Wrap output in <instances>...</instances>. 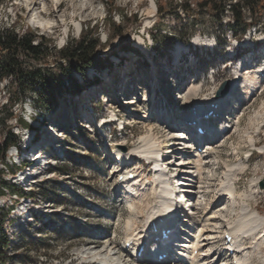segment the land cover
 <instances>
[{
    "label": "rangeland",
    "instance_id": "1",
    "mask_svg": "<svg viewBox=\"0 0 264 264\" xmlns=\"http://www.w3.org/2000/svg\"><path fill=\"white\" fill-rule=\"evenodd\" d=\"M197 1L0 0V34L14 31L18 36H23L30 30L38 36L34 44L40 41L39 37H44L48 47L44 60L48 67H55L56 62L61 59L58 51L63 44L71 38H78L80 31L86 26L97 24L103 44L98 55L109 64L101 72L96 70L93 73L94 78H91L98 77V84L82 88L75 95H56L57 102L54 107H46V100L37 95L38 104L41 103L45 110L51 111L47 115L48 124L52 123L56 128L55 123L62 125L68 141L56 144L55 138L43 127L42 133L38 134L35 140L38 145L45 146L44 153L50 160L59 159L56 168L49 165L51 167L47 166L43 171L48 169L51 172L43 174L42 171L39 175V184L42 187H34L36 192L17 185L24 192L22 196L30 198L29 202L22 199L19 203L16 196L9 195L0 199L5 211L10 206H15L5 224L7 236L12 242L7 250L6 256L9 257L5 264H98L81 258L82 252L88 247L103 249L113 239L116 240L119 250H127L124 248V241L127 235L125 229L129 208L121 196L122 188L117 187L115 183L116 176L113 174L116 160L109 153L110 144L113 141L124 143L127 151L140 146L141 137L150 133L156 137L161 136V140L168 138V141L171 136L168 137V132L159 121L161 113H165L162 118L169 120L173 114L179 116L181 111L188 112L195 105L198 112L204 109L201 103L186 102L180 97L188 88L200 85L199 98L209 96L213 90L218 95L223 83L227 81L229 85L243 61H247L250 68L257 69L260 66L255 68V62L259 65L264 57V10H258L256 14L261 18L260 24L252 26L242 39L247 41L250 36L254 37L253 53L239 51L242 57L234 61L233 48L236 37L232 34L234 21L230 6L240 0H223L226 10L222 21H219L221 19L216 16V11L200 8ZM153 2L155 9L151 13ZM185 2L191 6L189 11L181 6ZM159 4H162L165 12L158 10ZM175 4L179 5L176 10L173 9ZM243 13L246 18L252 16L247 7L243 9ZM37 14L52 20L53 25H35L34 16ZM124 15L128 16V19L125 20ZM111 20L119 24V30H123L122 34L113 30L110 26ZM152 32L161 39L168 36L167 42L174 38L173 44L161 49V44L153 41ZM183 37H188L189 40L185 41ZM196 39H207L211 44H201L199 40L194 43ZM179 45H182V48L177 54ZM251 45L252 40L249 47ZM128 46L135 48L134 51H130ZM18 58L27 65L34 63L32 55L24 49H19ZM87 73L91 75L88 70ZM8 78L0 81V146L10 135L8 133L11 131L13 101L19 97L18 85L13 78ZM77 79L80 85H84V80L79 75ZM262 83L264 85V79ZM242 87L231 89L229 86L227 94L222 95L223 98L230 97L232 93L243 95ZM22 93L30 95L33 92L30 87ZM133 97L140 100L136 107L126 103ZM145 97L147 99L144 101ZM107 98L111 100L108 102ZM222 111L219 114L217 109V115L214 113V121L208 122L209 130L197 124L198 122H193L195 126L191 125L194 127L193 132L198 133L199 127L203 129V135H198L202 141L206 136L218 131L225 117H230L237 123L225 138L218 137L215 140V145L219 146H215L213 152H205V148L198 151L202 155H210L206 158L209 164L208 168L203 170V175L200 177L195 173L196 185L202 183L211 186L205 201L201 200L207 204L214 199L219 184L224 180V170L242 164L246 169L237 176L235 191L237 195L252 192L253 197L249 196V201L240 200L242 196L236 200L247 202L254 210L264 214V88L253 97L244 110L235 108L231 115H228V112L225 114V110ZM113 112L124 118L126 130L116 133L113 125H103V128L98 127L95 131V125H98L100 120L102 123V119L109 117ZM257 113L263 118L259 117L261 123L254 124ZM187 121L184 119L178 124V127H181L179 130L188 128ZM261 124L263 128L255 131ZM149 126H153L154 130L150 131ZM114 133L115 139L111 142L107 139V145L104 136ZM168 142L170 146L173 145L171 140ZM165 150L162 152H166ZM179 153L188 154L177 149L171 156ZM190 155L196 157L198 154ZM132 166L138 173H143V177L151 171L141 159L133 162ZM9 169L10 173L16 174L11 167ZM150 179L153 180L151 177ZM181 182L186 184L187 180L181 178L178 183ZM45 183L50 187H43ZM42 189H52L53 193L41 196ZM27 212L30 214L29 218H25ZM16 213L19 217L15 216ZM241 213L242 207L237 205L235 211L228 213V217L234 220ZM17 223H20L19 226ZM222 242V238H216L215 246L221 248ZM252 242L253 240L247 238L248 245ZM260 248L259 251L264 254V245ZM223 263L236 264L232 257L226 258ZM262 263L261 258H255L252 262Z\"/></svg>",
    "mask_w": 264,
    "mask_h": 264
},
{
    "label": "bare ground",
    "instance_id": "2",
    "mask_svg": "<svg viewBox=\"0 0 264 264\" xmlns=\"http://www.w3.org/2000/svg\"><path fill=\"white\" fill-rule=\"evenodd\" d=\"M154 9L155 3L153 2L150 12L152 13ZM151 17L152 15L149 16V19H151ZM33 23L40 27H50L53 25L52 20L47 19L40 14L34 16ZM77 27L78 29L80 28L79 23L77 24ZM197 40L199 39L194 40V43H196ZM199 42L206 45L211 44V41L207 39H200ZM181 48L182 45H179L177 48V54ZM262 72H264V64L257 69L250 68L247 61H243L241 65H239V68L231 79L229 86L231 89H234L237 86H243V95L232 93L230 97L223 98L222 95L219 93L217 95L215 90H213L212 94L209 96L199 98L198 95L201 89L200 85H192L182 96L179 95L186 102L193 101L196 104L201 103L204 106V109L201 110L202 112H198L196 109L197 105H195L194 108H190L191 110L188 112L181 111L179 116H174L173 114L172 117L170 116L169 120H167L166 117L162 118L165 113H161V119H159V121L163 124V128L166 132H168V137L169 135L171 136L169 140L172 141V146H169L170 143L168 142L169 140L167 141L168 138L164 140L162 138L161 140V136L156 137V135H151V133L147 136L141 137L142 144L140 146L133 147L127 151L125 150L124 143L113 141L110 144L111 148L109 149V153L112 158L116 160V168L114 169L113 174V176H116L115 183L117 187L122 188L121 196L129 208V215L125 229L127 235L124 244L130 239L133 240L134 244L131 248H126L127 250H119L116 240L113 239L110 240L103 249L88 247L87 250L82 252L81 258L98 264H225L223 262L226 258L232 257L236 264H252L255 258H261L263 260L262 264H264V254L262 251H259V249H261L260 246L264 245V214H260V212L254 210L247 202L236 200V198L244 196L243 200L249 201V196L253 197L252 192L250 194L247 193L248 195H243L242 193L238 195L236 194V178H238L237 176L240 173H243L246 169V166L242 164L233 167L234 169L230 167L228 170H224V180L219 184L220 187L217 189L215 198L210 200L207 204L204 203L206 204V207L199 208L198 206H195L190 212H188L186 218H184L182 222H179V218L173 217V219H166L165 224L160 226V228L166 226V229L172 230V233L169 236V238H171L176 234H179L178 223L181 224V235L176 240L180 242L179 246L175 247L176 245L174 244L172 250V246L168 242L161 244V248L168 254L166 258L160 260L151 256L152 252L150 255L147 246H145V243L149 242L147 241V238L150 234L147 226L149 221L147 222L146 219L151 218V222L156 221L158 224L160 222L158 221L160 217H166V214H164L165 211L174 214L177 212L176 209L179 206L178 200L173 199L171 186L166 184L164 189L167 188V192L163 194L159 189L160 184L171 177L173 172L178 171L185 180L187 179L191 191L192 189H195V191L200 194L199 199L205 201V197L208 196L211 186L209 187L202 183L199 186L196 185V174L200 175V177L203 175V170L208 168L209 164V161H206V158L210 155H202L198 151L200 148H205V152H213L214 147L219 146L218 144L215 145V140L218 137L225 138L226 134L228 135L229 130L233 126H236L237 123L236 121L231 120L230 117H225L226 119L221 122V127L218 131H214L202 141L201 137L198 136L196 132L191 135L189 140L183 141L182 136L185 135L184 132L187 130L193 131L192 128L194 127L187 125L188 128L186 130H179L181 127L178 126L184 121V119H187L188 121L196 120L209 130L208 122L214 121V119L212 116L205 117L206 114L211 112L217 113V109L219 110V114H221L222 110H225V114L228 112V115H231V112L235 111V108L244 110L247 108V105L251 103L253 97L264 88L261 80ZM8 77L12 78L11 76ZM37 97V93L34 91L30 95L24 94L19 98L18 117L19 121H22V127L20 133L15 134L18 144H13L12 150L6 152L5 163L0 165V179L2 178L11 184H20L31 191L34 190V187H37V185L42 187L41 184H39L41 183L39 175L42 174V171L49 165L56 168L59 161L57 158H51L50 160L49 156L44 153V151H46L45 146L36 143L35 138H37L38 134L42 133L43 127L47 128L48 134L55 138L56 144L63 142L64 140L65 142L68 141L66 132H63L64 129L61 127L62 125L55 123L57 126L56 128L53 127L52 123L48 124L49 119L47 118V115L51 111L45 110L40 105L41 103L38 104L39 101H37ZM146 99L147 98L145 97L144 101ZM107 100L109 102L111 98H107ZM126 103L132 104L133 107H136L140 103V100H136V98L133 97ZM112 115H115L118 120L112 121V117L109 115V117L102 119L99 128L101 129L105 125H113L116 128V133L124 132L127 128L124 118L114 112ZM261 116L262 115H258V113L256 114L255 118L257 120L254 124L259 122L258 118ZM261 118H263V116ZM262 126L263 125L261 124V126L257 127L255 131L262 129ZM95 128V131H97V124L95 125ZM61 129L62 131H59ZM149 130H154L153 126H149ZM69 135L71 134L69 133ZM56 136H58V138ZM115 136V133L113 135L109 134L108 136L106 134L104 140L106 141L108 139V141L111 142L112 139H115ZM250 139L253 140L252 137H250ZM178 143L187 144L182 152L186 151L188 154L179 153L176 156H171V154L174 153V150L178 149L175 147ZM163 149H166L167 154L171 149L173 151L170 152V155H167L165 152H162ZM194 149L196 151H194ZM190 153L198 155L194 157V155H190ZM166 155L167 158L162 167L163 171L161 173H157V171L153 172L151 170L149 175L143 177L144 174L138 173L136 170L132 172L136 174V176L131 179L128 178L129 173H127L125 169L130 167L128 163L131 159L135 161L143 156L154 160L155 157H165ZM122 164H124L123 167H121ZM12 165H25V167L16 169L13 171L16 172V174L13 175L10 173L9 169ZM46 172L49 173L51 170L48 171L47 169ZM46 172L43 171V174H46ZM121 176H124L125 180H118ZM150 176H153L154 179L151 180ZM8 178H10L11 181ZM183 184L184 182H181L178 186L180 185L179 187H183ZM192 185H195V187H192ZM256 185L257 184L255 183V186ZM46 186L47 183H45L43 187H50ZM34 191L36 192V190ZM258 191L259 190H257V192ZM12 196H16V198L18 197L17 195ZM191 196L194 197V195ZM22 199L29 202L28 199L30 198L22 196L21 200ZM192 199L193 198H189L187 200L188 205L191 204ZM26 205H28V203ZM237 205L242 207V213L236 219L230 220L228 213L235 211ZM13 211L14 209L12 212ZM15 216L19 217L17 213ZM28 216H30L29 212H27L25 218H29ZM222 216H225L226 218H223ZM24 224L25 223H23V225ZM220 228H225L223 231L224 233L229 229L234 235L236 244L233 247L234 252L231 256H224L223 253H218V250L214 251L215 247H217L215 246L216 238H223ZM152 230L153 229H151V231ZM247 238L253 240L251 245L246 243ZM148 240L155 244V235H153L152 239L148 238ZM141 247H144L145 251L139 256L138 252ZM256 250H258V252H256Z\"/></svg>",
    "mask_w": 264,
    "mask_h": 264
},
{
    "label": "trees",
    "instance_id": "3",
    "mask_svg": "<svg viewBox=\"0 0 264 264\" xmlns=\"http://www.w3.org/2000/svg\"><path fill=\"white\" fill-rule=\"evenodd\" d=\"M197 5L202 9L208 8L216 11V16H218V19H221L219 21L224 19L226 3L223 0H198ZM178 6L175 4L173 9L176 10ZM181 6L186 11H189L191 8L190 4H186V2L181 4ZM245 7L252 13V16L249 18L244 16L243 9ZM230 9L234 21L232 34L238 39H243L252 26L256 27V25L260 24L261 18L256 16V14L258 10H264V0H240L233 3ZM158 10L165 12L162 4L158 5ZM123 17L125 20L128 19L126 15ZM136 17L137 14L134 15V19ZM110 26H112L113 30L118 31L119 34H122L123 30H119V24L117 25L116 21L111 20ZM99 35L98 24L83 28L78 38L69 39L59 49L58 55L61 56L64 63L58 60L55 66L56 70H53L55 68L39 66V64L47 63L44 60V56L48 51V47L45 45L44 37H39L40 41L34 44L38 36L30 30L26 31L23 36H18L14 31H7L5 34H0V81L5 77L11 76L18 85L19 98L24 95L22 92L31 87V91H35L39 98L43 97L46 100L45 102L48 103L45 105L46 107H54L57 102L56 95H63L65 93L75 95L82 88L92 87L99 83L98 77L95 76V79L90 78L87 73L89 68L102 70L109 65L107 61L102 60L98 55L99 48L103 46ZM152 36L156 44H161V49L172 45L174 41V38H172V40L167 42V39H169L168 36L165 39H161L153 32ZM183 38L185 41L189 40L188 37ZM127 48L130 51H134L135 49L132 46H128ZM19 49H24L29 52L34 59V63L27 65L21 61L18 58ZM66 62L68 64H65ZM77 75L82 76L84 85L79 84ZM16 142L18 141L15 135L10 134L4 144L0 146V160H3L9 145ZM73 158L71 157V159ZM16 166L12 165L11 168H15ZM8 191L10 194H24L17 185L8 183L1 178L0 197L6 195ZM51 192L53 193L52 189H42L40 195L45 196ZM7 211L3 207H0V264L6 263L9 257L6 256L7 250L12 245L5 230L9 209Z\"/></svg>",
    "mask_w": 264,
    "mask_h": 264
},
{
    "label": "built area",
    "instance_id": "4",
    "mask_svg": "<svg viewBox=\"0 0 264 264\" xmlns=\"http://www.w3.org/2000/svg\"><path fill=\"white\" fill-rule=\"evenodd\" d=\"M42 65V64H41ZM16 83V82H15ZM19 93V92H18ZM11 96V95H10ZM14 109H13V116L11 118V131L8 133L9 134H13V136L15 134H19L21 131V127H22V121H19V117H18V102H19V97L17 99H15L14 101ZM15 144V143H14ZM13 144L8 148L7 151L12 150ZM5 163V156L3 158V160H0V165Z\"/></svg>",
    "mask_w": 264,
    "mask_h": 264
},
{
    "label": "water",
    "instance_id": "5",
    "mask_svg": "<svg viewBox=\"0 0 264 264\" xmlns=\"http://www.w3.org/2000/svg\"><path fill=\"white\" fill-rule=\"evenodd\" d=\"M228 89H229V85H228V82L226 81V82L223 83V85H222V87H221V89L219 91V94L220 95H226L227 92H228Z\"/></svg>",
    "mask_w": 264,
    "mask_h": 264
}]
</instances>
